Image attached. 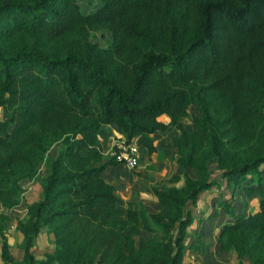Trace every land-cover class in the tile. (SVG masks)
Listing matches in <instances>:
<instances>
[{
  "label": "trees",
  "instance_id": "obj_1",
  "mask_svg": "<svg viewBox=\"0 0 264 264\" xmlns=\"http://www.w3.org/2000/svg\"><path fill=\"white\" fill-rule=\"evenodd\" d=\"M80 3L0 1V16L10 21L12 30L50 38L73 30L85 35L93 25L111 31L110 43L101 49L84 44L49 54L35 46L0 48V190L7 187L8 199L5 203L0 197L4 207L18 203L11 197L19 192L18 181L30 180L37 172L46 149L38 144L39 133L54 128L58 141L41 194L26 205V217L17 225L21 260L44 264L34 261L31 246L46 227L54 236L50 263L60 264L67 256L72 264H105L109 259L110 264H137L132 254L151 241L161 243L166 252L143 264H180L191 244L185 243L191 206L216 180L201 176L206 165L195 159L192 148L180 152L174 160L182 183L148 185L161 209L149 211L140 201L127 200L122 217L114 185L101 177L108 165L119 162L113 156L103 160L100 127L112 124L126 140L136 139L139 153L155 151L154 134L172 128L178 130V145L194 134L181 122L188 105L199 113L192 116L195 126L201 119L209 121L200 98L204 89L223 109L229 130L235 135L247 132L257 113L244 106L246 96L264 89V0H95L86 11ZM192 14L196 31L184 36L175 18ZM161 113L167 122L157 119ZM207 140L218 177L238 184L244 195L258 196L257 207L248 214L220 202L230 220L217 232L219 248L233 247L236 264H241L247 253L236 240L250 233L264 236V175L258 169L264 165V144L245 160L223 163L216 135L210 132ZM16 163L20 169L15 172ZM198 166L204 167L201 173ZM188 167L195 177L187 173ZM177 179L175 173L169 177ZM142 230L148 235L145 241ZM0 260L16 264L4 237ZM251 261L264 264V257Z\"/></svg>",
  "mask_w": 264,
  "mask_h": 264
},
{
  "label": "rangeland",
  "instance_id": "obj_2",
  "mask_svg": "<svg viewBox=\"0 0 264 264\" xmlns=\"http://www.w3.org/2000/svg\"><path fill=\"white\" fill-rule=\"evenodd\" d=\"M81 2L80 8L83 11H86L94 6L95 0H81ZM177 19L184 36H189L195 33L197 27L195 15L192 14L187 17H177L175 18V22H177ZM110 41L111 31L103 25H93L88 27L85 35L73 30L66 32L63 36L50 38L41 33L12 30L10 21L0 16V48L3 49L35 46L43 53L53 54L64 51L72 46H81L84 44H87L93 49H101L107 47ZM200 98L209 116L208 122L201 119L198 125L195 126L192 116H197L199 113L193 104L188 105L186 114L181 117V122L186 130L194 134L191 137H188L186 141L180 139L178 145H175L174 140V136L178 133V130L172 128L166 132L167 134H157L154 140L157 138L163 143V145L160 147L157 145V142H155V151L148 154V160L144 161V156L146 154L140 152L139 154L145 155L141 156V158L138 157L136 164L132 168H125L128 169L130 175H134L136 179L140 177L139 179H142L147 183L146 186H148L150 182H147V177L150 175V172L146 170L144 164L153 163L155 161L154 158L164 159L165 163L158 167L159 174L157 175L161 178L154 180L153 184L180 185L182 183L180 175L181 168L176 164L174 158L180 152L186 153V151H189L192 148V153L195 159H198L206 165L207 170L202 172L201 176L215 179L216 183L204 192L207 196H202L204 205L191 207L195 224L192 223L193 227H191V225L187 227V238L185 243L191 242V244L190 247L184 249L180 264H236L238 258L233 247H229L228 249L219 248L216 228L219 225L222 226L225 223L223 221L230 218L228 213L222 211L220 202L223 201L235 209H240L244 213H249L257 203L258 196L254 193L244 195L238 184L229 182L224 177H218L219 169L216 165L215 157L210 155L212 154V151L208 144L207 137L210 132L216 135L218 143L217 155L221 158L223 163L239 162L258 153L264 144V89H258L246 96L244 106L254 108L257 116L256 120L252 121L250 129L239 135H235L229 130L227 123L224 120L223 109L216 101L210 98L206 90H201ZM1 116L2 109H0V117ZM37 139L38 144L41 147L46 148L37 167V171L41 173L42 170L45 169V165L50 157L54 155L58 146L57 131L54 128L48 127L39 133ZM113 150L114 147L110 145L108 151L104 154V157L111 156L110 152ZM34 152L35 148L33 147L32 153ZM18 169H20V163H16L13 170L16 172ZM203 169V166H198V173H201ZM258 169L264 175V165H259ZM186 171L190 176H196V172L192 167H188ZM173 173L178 175V179L170 181L169 177ZM250 177V173L246 174L245 179L241 183L245 185ZM18 185L19 192L11 197H13L12 199L14 200L17 198V202L19 203L22 201L24 202L23 199L26 200V196H24L26 194L24 188L26 185L25 179L19 180ZM135 190H137V192H134ZM5 191H7V187L0 190V197L5 200V203H8ZM115 192L118 195V192ZM151 193L141 194L140 189L135 188L131 190L130 195L132 199L130 200L140 201L149 211H159L161 206L155 210L150 203ZM153 199L156 200L155 197ZM126 201L118 202L121 207L122 217L125 216ZM20 206H22V204L16 207H4L0 199V244L3 237L8 241L9 252L16 264H23V260H21L22 251L19 247L21 232L17 229V225L26 217L27 209V207ZM141 235L144 241L148 239L146 231L142 230ZM53 239V234L49 232L46 227H43L38 231L33 238L31 246L35 262H42L45 264L52 261L54 248ZM134 239V244L136 246L138 245L137 235H134ZM236 241V246L247 253L241 256V264H254L251 259L264 257V236L250 233L239 237ZM160 244L151 241L144 242L140 248L132 254L131 260L136 261L137 264H143L150 259H155L156 257L163 255L166 252V249ZM191 245L194 248H192ZM110 260L111 259L105 262V264H110ZM128 263V261H124L115 264ZM50 264L57 263L53 261ZM60 264H72V260L69 257L64 256L62 257Z\"/></svg>",
  "mask_w": 264,
  "mask_h": 264
},
{
  "label": "crops",
  "instance_id": "obj_3",
  "mask_svg": "<svg viewBox=\"0 0 264 264\" xmlns=\"http://www.w3.org/2000/svg\"><path fill=\"white\" fill-rule=\"evenodd\" d=\"M157 119L162 121V122H167L168 121V116L165 113H161V114H159L157 116ZM118 135L122 136L121 133H118L114 129L112 124H103V125H101L98 137H99V140L104 145V154L106 153V151H108L110 145L112 146L114 144V140H115L114 138L117 137ZM156 135L157 134H154V139H155ZM161 136H163V135H161ZM155 142H157V145H159L160 147L163 145V143L160 142V140H158L157 138H156V140H153L154 144H155ZM143 155H145V154H143ZM143 155L140 154V157L143 156ZM144 157H145L144 161L148 160V158H149L148 154H146ZM104 159H105V157L103 158V160ZM154 159H155V161L153 163H148V164L145 163L144 164L146 166V170H148L150 172V175L147 177V182L148 183L150 182V184H153L154 180H158L159 178H161V177H158V175H157V174H159L158 173V167L160 165L162 166L165 163L164 159H159V158H154ZM47 165H48V162L45 165V169H43L41 173L39 171H37L36 174L34 175V177L31 178V180H25L26 185L24 186V188H25V193L26 194L24 196H26V200L23 199L24 202L23 201L19 202V203L15 204L12 207H16V206H18L20 204H22V206H20V207H26L27 204H30V203L36 201L39 198V196L41 194V185H42L43 178H44V175H45L46 170H47ZM138 169H139V167H138ZM101 177L105 181H107L108 183L114 185L115 191L118 192V195H117L118 196V202H123V201L132 199V197L130 195L131 194V190H133L135 188L140 189V193L141 194L142 193L143 194H148L149 192L151 193V191L149 190L148 186H146L147 183H145L142 179L140 180L139 179L140 177L136 179V177H134V175H130L128 169L125 168V166L123 164H121V163L108 165L104 169V171L101 173ZM152 178H153V180H152ZM206 190L207 189L202 190L201 192L198 193L197 198L195 200V203L191 207H197V206L204 205L203 204L204 201L202 199V196H206V194L204 193ZM153 198H154L153 194L151 193L150 203L152 204L153 208L155 210H157L160 205ZM256 207H257V203L250 210V212L253 211ZM232 208L234 210H236V211L243 212L240 209H235L234 207H232ZM245 214H248V213H245ZM191 216L193 217L192 210H191ZM229 216H228V218H229ZM229 219L225 220L223 222L229 221ZM192 223L195 224V219L194 218L192 219V222L190 224L191 227H193ZM220 226L221 225H219L216 228V234H217ZM186 231H187V228H186ZM185 238H187V234H186ZM7 244L9 245L8 241H7Z\"/></svg>",
  "mask_w": 264,
  "mask_h": 264
},
{
  "label": "built area",
  "instance_id": "obj_4",
  "mask_svg": "<svg viewBox=\"0 0 264 264\" xmlns=\"http://www.w3.org/2000/svg\"><path fill=\"white\" fill-rule=\"evenodd\" d=\"M114 139V144L112 145L114 150L110 152L111 156L125 167L132 168L139 157L137 140H126L123 135H118Z\"/></svg>",
  "mask_w": 264,
  "mask_h": 264
}]
</instances>
